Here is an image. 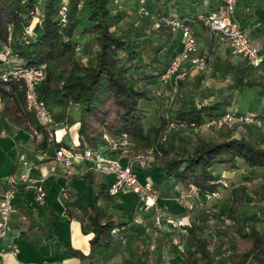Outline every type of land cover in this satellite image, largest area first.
<instances>
[{
	"label": "trees",
	"instance_id": "1",
	"mask_svg": "<svg viewBox=\"0 0 264 264\" xmlns=\"http://www.w3.org/2000/svg\"><path fill=\"white\" fill-rule=\"evenodd\" d=\"M80 1L68 0L65 21H62L59 14L62 0H0V47L9 44L25 64H45V79L36 85V91L51 111L54 123L72 125L75 120L70 110L72 107H80L76 120L77 149H94L104 141L105 136L112 139L125 137L128 141L125 148L132 155L144 153L148 149L155 151V159L151 165L161 169L164 180H172L174 185H180L186 191L194 189L196 199L189 212L192 220L181 225L184 236L179 239V244L169 240L171 252L181 255L185 264H264V228L257 227L260 222L264 224V172L259 175L261 182H253L257 170L264 168V124L262 123L263 128L249 126V131L239 137L228 134L197 135L191 148H170L165 145V141L161 140L167 123L163 116L158 124L150 123L147 128L143 124L145 111L141 102L150 100L151 88L161 84L160 76L170 60L162 63L158 56L177 32L171 31L165 25V20L176 17L194 21L201 12L189 16H182L177 12V16H172L166 11L164 3L157 7L154 5L157 0L144 2L146 15L150 13L159 21L158 26L152 29L161 36L166 34L164 42L152 47L150 39L138 36V29H132L135 30L133 33L129 30L132 35L136 32L134 36L137 37L118 34L121 31L119 23L126 17V12L111 8L112 0H84L79 8ZM83 6L85 12L80 17L78 10ZM36 7L40 11V22L35 26V38L26 43L22 33L32 21L31 12ZM82 22L86 24L81 33L90 36L82 53L94 56V61L90 64L77 58L76 48L79 47L81 51V47L73 39L75 30ZM178 51L172 48L171 57ZM3 68H6V64L0 59V69ZM229 73L233 74L231 86L234 88H264V84L239 74L232 66L221 70L222 75ZM181 84L180 80L179 88ZM24 93L25 85L22 81L14 78L3 80L0 77V101L4 105L2 114L12 123L29 129V125L33 124L32 115L23 108ZM228 103L229 98L226 96L213 104L168 111L175 120L202 123L224 113ZM46 141L47 135L43 134L42 144ZM58 144L60 146L61 143ZM239 161L249 171L242 182H231L228 185L227 205L222 217L233 221L234 227L225 225L214 229V240L210 247V239L205 235L210 230L209 217L202 212L197 202L221 187L219 180L222 177L214 170L215 166L228 165L236 168ZM81 177L91 185L92 198L81 212L69 209L66 202L64 207L67 216L75 217L81 223L83 233H92L89 239L90 249L87 254H83L65 243L64 254L91 261L94 255L111 248L113 237L110 231L120 223L114 215L107 212L116 198L109 193L105 181L96 177L92 170H87ZM41 203L44 204V195ZM248 203L262 205L259 209L262 215L253 217L250 223L242 224L238 217ZM26 209L28 212L32 211L30 206ZM46 209V224H28L21 229V237L30 236V232L40 236L49 232L53 218L51 208ZM30 238L32 240L34 237ZM219 256H223L226 263L219 261ZM131 262L161 264V245L150 249L148 243L140 238Z\"/></svg>",
	"mask_w": 264,
	"mask_h": 264
},
{
	"label": "crops",
	"instance_id": "2",
	"mask_svg": "<svg viewBox=\"0 0 264 264\" xmlns=\"http://www.w3.org/2000/svg\"><path fill=\"white\" fill-rule=\"evenodd\" d=\"M62 1L63 3L68 2V0ZM81 2L84 3V0ZM129 2L135 6L138 4L136 0ZM146 2L150 3L149 0ZM162 3L172 16H177V12H180L179 15L189 16L198 12L222 11L223 9L221 0H157L154 5L159 7ZM81 12L84 15V6ZM235 17L239 20L250 43L264 56V0H239L235 9ZM84 25L85 22H82L73 34V39L81 47V52L90 40L89 35L81 33ZM192 30L197 37L201 53L206 55L205 61L209 64V59L212 58L218 74L222 75V69L232 66L239 74L264 84V62L259 67L250 66L244 57L234 52L226 38L206 29L200 23L194 22ZM118 34L125 36L121 31ZM173 37L176 40V46L172 48L175 51L180 50L179 32H176ZM81 52L80 57H77L80 61L93 63V55ZM228 75L231 81L230 89L224 96L229 98L226 110L257 115L264 124V88L259 86L234 88L231 86L233 74L223 76ZM154 87L159 89L160 85ZM3 107L0 101V194L6 187V177L10 174L26 172L30 181L27 185L19 186L15 192L8 228L0 236V264H132L131 257L140 238L148 243L150 249L161 245V264H185L181 255L171 252L169 241L176 238L182 239L184 230L181 225L192 220L189 205L185 202H178L176 199L179 192L184 189L180 185H174L172 180H164L161 169L151 165V162L135 164L134 171L140 181L144 182L149 178L154 182L158 193L157 207L144 209V201L140 200L135 192L125 189L113 195L116 200L107 210L120 223L117 227L122 228L123 244L112 235L111 248L94 255L91 261L87 258L65 255V243L87 254L92 233H83L81 223L75 217L67 216L64 202L68 203L69 209L74 212H81L86 207L87 201L92 198V188L81 176L87 170H92L96 177L104 180L107 188L114 181V175H104L98 172L93 168L90 159H75L71 170H66L55 161L54 150L58 147V142L66 146L76 145L78 142V122L76 120L80 107H72L70 110L75 120L72 125L54 124L58 141H50L47 138L45 144H42V139H36L28 128L18 126L7 119L2 114ZM31 119L35 124L33 116ZM201 136H208V133ZM168 147L173 148L169 145ZM94 150L105 159L117 160L122 166H125L132 157L128 148H112L105 141L98 143ZM240 167L249 171L241 161L236 168L217 165L214 170L221 177H229L234 180L232 182L238 184L242 180L236 177L244 172V169ZM260 170L264 172V168L258 169L257 172ZM245 174L247 173L244 172ZM254 182H261V177L259 176ZM38 185L43 189L44 204L35 200V187ZM226 205L227 202L225 207ZM251 205L257 206L255 203H248L245 204L243 210ZM27 206L31 207V212L27 211ZM258 206H260L259 209L262 207V205ZM46 207L51 208L53 218V225L49 232L42 236L30 232V236L21 237V229L26 228L28 224H46L48 216ZM157 208H159L161 217L159 226L154 224ZM252 217H258V215L254 214ZM257 227L263 229L264 224L260 222ZM30 237L34 238L31 240Z\"/></svg>",
	"mask_w": 264,
	"mask_h": 264
},
{
	"label": "built area",
	"instance_id": "3",
	"mask_svg": "<svg viewBox=\"0 0 264 264\" xmlns=\"http://www.w3.org/2000/svg\"><path fill=\"white\" fill-rule=\"evenodd\" d=\"M40 2L44 0H39ZM239 0H221L223 3L222 11H207L201 12L193 20H180L176 17L168 18L165 20L171 31H177L180 34V50L176 52L170 59L167 67L160 76V83L165 87H169L172 93H175L179 87V81L185 73L181 72L183 65L187 62H192L197 66V59L192 56L198 51V41L195 33L192 30V22L200 23L206 29L217 32L226 38L235 53L241 55L246 59L248 64L252 67H259L264 62V56L261 55L257 48L253 46L247 35L245 34L239 20L235 17V9ZM144 0H139L140 12L146 14L143 6ZM81 7V1L78 3ZM66 3L61 5L59 14L61 20L65 21ZM32 21L25 28L22 33L23 40L28 43L31 39L35 38V26L40 22V11L36 7L31 12ZM79 51V47L76 48ZM206 59V55L202 57ZM0 59L6 64V68L0 69V77L3 80L14 78L15 80L22 81L25 85L24 105L23 108L27 113H30L35 124L29 125L31 134L38 140L42 139L43 134L47 135L48 140L58 141L56 130L54 129V121L51 111L46 106L45 102L40 99L36 91V85L45 79V64H25L23 58L17 53H14L9 44L0 47ZM157 96L162 95V91L156 92ZM168 118L167 114L164 115ZM254 126L261 127L262 121L259 117L249 114L240 113L237 110H226L220 115L210 117L202 123L195 121H182L174 120L169 122L167 128L169 130L175 129L176 126H182L190 129L193 132H211L221 129H230L236 126ZM166 131L162 134L161 140H166ZM104 141L109 147H127L128 141L125 137L121 139H112L108 136L104 137ZM155 151L148 149L144 153L137 154L130 159V161L122 166L117 160L105 159L93 148L87 147L84 150L76 148L75 144L60 145L54 150L55 161L65 168L71 170L75 159L85 158L90 159L93 163V168L98 172L106 175L113 174L115 179L108 187L111 195H115L121 190H130L135 192L140 200L144 201V209L157 207V189L153 182L148 178L144 182L140 181L134 171V165L148 164L155 159ZM29 176L26 172L13 173L6 177V187L0 194V236L8 228L11 213L13 211V198L19 186L27 185L29 183ZM219 182L222 186H227L225 179H220ZM36 197L35 200L39 203L42 202L44 195L43 189L40 185L35 187ZM214 192L212 195H216ZM181 195L179 197H184ZM159 208L155 213L154 224H160ZM121 227H113L110 234L115 236L120 242H124ZM174 242H177L174 240Z\"/></svg>",
	"mask_w": 264,
	"mask_h": 264
},
{
	"label": "rangeland",
	"instance_id": "4",
	"mask_svg": "<svg viewBox=\"0 0 264 264\" xmlns=\"http://www.w3.org/2000/svg\"><path fill=\"white\" fill-rule=\"evenodd\" d=\"M129 1L132 0H112L110 3L111 8H115L118 11L124 10L126 12V17L119 23V27H121V33L124 34L125 37H137L134 36L136 32L134 33V35H132L131 32L133 33V31H135L132 29H138V36H145L147 39H150V41H152V47H156L158 44L164 42V39H166V34L165 36H161L159 32H155L154 29H152L154 26H158L159 21L157 19H154V17L150 13L146 15L140 12L141 6L139 4V0H136V2L138 3L136 6ZM146 1L147 0H144V2ZM166 11L169 10L167 9ZM78 15L82 17L81 10H78ZM129 30L132 31L129 32ZM144 31H146L145 35ZM175 46L176 40L174 39V37H172L169 40L166 49L159 54L158 59L162 63L168 62L171 58L170 51L172 47ZM203 48L206 49L205 47ZM80 52L81 51L77 52V57H80ZM203 55L204 54L201 53L200 47H198L197 53L192 56L193 59H197V66H194L190 61L183 65L181 72L185 74L181 78L182 84L180 85V88L178 87L175 93H172V90H170L167 86L164 87L162 84H160L159 89H156V87L154 86L151 88L152 98L150 100L141 102L142 107L145 108V119L143 120L144 127H147L150 123H160V120L163 116L167 121L166 127L164 129V131H166L167 133L165 145L172 146L173 148H177L180 146L191 148L192 141L197 135L208 133V135L210 136L228 134L233 137H239L249 131V126L244 125L236 126L230 129H221L216 131L214 130L211 132H193L190 129L182 126H176L175 129L171 130L167 128L168 123L175 120L173 114L168 111V109L176 110L197 108L201 104L211 103L219 100L220 98L224 97L230 89V76H223L218 74L212 58L209 59L210 62L208 64V61L206 62V59L204 60L202 58ZM246 63L248 62L246 61ZM159 90L162 91L161 96H157L156 92ZM165 114H167L168 118L164 116ZM134 156L135 155H132V157ZM240 168L242 169L243 167ZM244 172L247 173L246 169H244ZM244 172L243 174H239L236 179L243 180ZM260 173L261 170L257 172L256 177H253V182L259 177ZM222 179H225V181L227 182V186L221 185V187H219V189L216 191V195L210 194L204 200L199 199L197 202L198 207L204 214L209 217L208 225L210 230L207 231L205 235L208 237V239H210V247H212V243L214 240V229L223 227L225 225L232 226V228L234 227L233 221L222 218L225 204L227 202L226 199L228 195V185L234 180H231V178L229 177H222ZM181 193L182 195H185L183 198L179 197ZM176 199L178 202L187 203V205H189L190 212V210L194 206L196 199L195 191L194 189L192 191H186L184 189L182 192H179V195ZM259 207L260 206L258 205H251L248 206L246 210L242 211L240 216L238 217L240 223H250L253 218L252 215L256 214L258 216H261L262 214H264V212H262V214L261 212L258 213ZM215 215L216 217L214 218L213 216ZM174 240H176L177 242H174ZM174 240H172V243L179 244L178 238ZM120 243L123 244L122 242ZM223 246L225 247L226 245L224 244ZM218 259L222 263H226L223 256H219Z\"/></svg>",
	"mask_w": 264,
	"mask_h": 264
}]
</instances>
